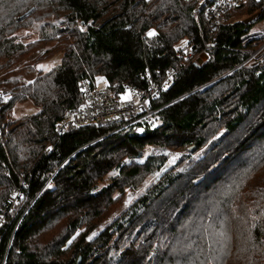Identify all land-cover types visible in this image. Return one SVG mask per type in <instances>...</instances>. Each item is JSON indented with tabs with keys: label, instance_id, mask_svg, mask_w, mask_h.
Returning a JSON list of instances; mask_svg holds the SVG:
<instances>
[{
	"label": "trees",
	"instance_id": "16d2710c",
	"mask_svg": "<svg viewBox=\"0 0 264 264\" xmlns=\"http://www.w3.org/2000/svg\"><path fill=\"white\" fill-rule=\"evenodd\" d=\"M248 1L209 34L195 0H0V50L15 31L52 12L69 25L59 31L55 51L63 58L53 70L22 87L0 82L14 90L11 104L31 100L40 109L12 125L0 145V214L7 210L0 264H264V43L249 37L263 1L251 7ZM245 7L255 8L248 13L253 23L235 17ZM78 22L92 26L81 31ZM184 40L201 53L212 48L207 61L190 63L155 102L160 127L133 134L88 125L56 135L81 103V80L143 88L147 72L163 76L181 65L176 45ZM48 43L12 47L7 57L19 62ZM158 144L204 154L183 172L167 171L88 241L117 203L114 195L151 172V164L133 159ZM115 170L111 184L97 191Z\"/></svg>",
	"mask_w": 264,
	"mask_h": 264
},
{
	"label": "rangeland",
	"instance_id": "374dc122",
	"mask_svg": "<svg viewBox=\"0 0 264 264\" xmlns=\"http://www.w3.org/2000/svg\"><path fill=\"white\" fill-rule=\"evenodd\" d=\"M260 1H263V4L257 7V12L255 11V8L245 7L243 10L237 13L235 17L237 19H249L250 16L248 13L252 11V9H254L255 11L254 14H262L263 18L261 17L260 21L253 25L249 37H259V39H261L260 42L264 43V0ZM254 2V0H249L247 2V4L249 3L248 7L255 6ZM68 27V21L64 18V16H58L56 13L52 12V14H50L49 16H44L40 18L39 21H34L32 24H29L15 31L9 37L11 39L8 46L0 50V82L9 78V83L17 84L13 86L22 87L34 81L39 75L49 73L51 70H53L55 66L61 63L63 58V54L55 51L59 39V31L67 30ZM76 27H78V29H80L81 31H84L81 28V22H78ZM45 40H49V43L46 46L30 51V53L26 54V57L19 62H15L16 57L12 59L7 57V51L12 47L13 49H15L20 45L26 48L30 45H34ZM48 51L51 52L49 56L41 58V56H43ZM202 59L204 60L205 58L203 57ZM11 77L14 81L11 80ZM13 96L14 90L11 87L10 89H8L5 86H0V124L2 127L0 131V145L3 144L6 146V133L10 131L12 125L17 124L23 118L37 114L40 110L31 100L17 101L14 104H11ZM9 105L10 107H8ZM161 125L162 123L160 121V118H158L157 116L153 123L148 127L158 128ZM221 133L222 132L218 133L209 142L211 143L217 140L221 136ZM193 149L195 150L194 146L190 147L189 149H170L164 146H160L159 144L147 146L144 151H142L141 156L133 160L136 161L135 163L151 164V172L149 174L142 175L138 179V183L136 185L127 187L123 193H116L114 195V200L117 203L112 206V208L105 214L104 218L99 222L94 231L89 234L87 238L88 241L91 242L103 230L112 225L117 219H121L122 215L140 197L144 196L146 192L150 188H152L167 171L177 168V173L183 172L191 164L192 161L200 158L204 154V150H201L194 154ZM131 162L132 159H126V163ZM181 162L185 163L183 164V166L178 167ZM117 174L118 170L109 173L98 184L97 191H101L103 188L111 184L112 178ZM22 184H25V180L22 181ZM46 187H52L51 180L48 182ZM18 193L19 192H14L13 196L17 198ZM17 200L18 199H15L14 202H16ZM3 210L6 212L0 214V225L3 223V215H6L7 213L6 209ZM128 217L129 216H126L125 218L120 220L122 225H128ZM63 224H65V222L63 221L56 223L55 229H59ZM53 227L51 229H53ZM84 230L85 228L80 229L73 236V239L84 232ZM135 236L136 233H134L132 236H129L122 245V249L127 247L135 238ZM71 243L72 239L66 244L63 250H66Z\"/></svg>",
	"mask_w": 264,
	"mask_h": 264
},
{
	"label": "built area",
	"instance_id": "2783aa9c",
	"mask_svg": "<svg viewBox=\"0 0 264 264\" xmlns=\"http://www.w3.org/2000/svg\"><path fill=\"white\" fill-rule=\"evenodd\" d=\"M195 1L196 12L203 13L206 17V32L209 34L220 27L225 14L244 4V0ZM91 26L92 23H88L81 25V28L86 30ZM211 48L212 45L207 44L201 53L188 40L181 41L176 45V55L181 60V65L170 69L163 76L157 73V77H154L147 72L144 76L146 86L143 88L109 84L103 77H98L95 81L81 80L79 83L81 103L77 109L68 111L57 124L56 135L62 136L71 128L88 125L101 128L118 125L117 132L142 134L161 110L154 107L155 102L175 85L182 70L190 63L203 58L205 54L208 55ZM1 128L0 124V131ZM48 152L46 149L45 154Z\"/></svg>",
	"mask_w": 264,
	"mask_h": 264
},
{
	"label": "water",
	"instance_id": "95a60500",
	"mask_svg": "<svg viewBox=\"0 0 264 264\" xmlns=\"http://www.w3.org/2000/svg\"><path fill=\"white\" fill-rule=\"evenodd\" d=\"M257 1L259 2L260 0H257ZM259 14H260V13H259ZM255 17H256V16H253V17L247 19L245 22H246V23H253V22L255 21ZM203 57H204L205 59H204V60H203L202 58L198 59L197 62H195V66L199 67V66L202 65L205 61H207V59H208V55L205 54ZM80 262H81V260H79V263H78V264H80Z\"/></svg>",
	"mask_w": 264,
	"mask_h": 264
},
{
	"label": "snow or ice",
	"instance_id": "6c2138e0",
	"mask_svg": "<svg viewBox=\"0 0 264 264\" xmlns=\"http://www.w3.org/2000/svg\"><path fill=\"white\" fill-rule=\"evenodd\" d=\"M150 35H154V33H150Z\"/></svg>",
	"mask_w": 264,
	"mask_h": 264
}]
</instances>
